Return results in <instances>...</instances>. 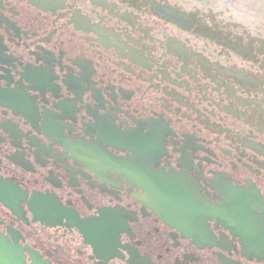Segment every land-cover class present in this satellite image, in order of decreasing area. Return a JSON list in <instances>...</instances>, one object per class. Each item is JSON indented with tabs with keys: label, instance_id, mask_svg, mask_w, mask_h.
<instances>
[{
	"label": "flooded vegetation",
	"instance_id": "1",
	"mask_svg": "<svg viewBox=\"0 0 264 264\" xmlns=\"http://www.w3.org/2000/svg\"><path fill=\"white\" fill-rule=\"evenodd\" d=\"M166 173L217 206L209 237L148 201ZM5 242L22 264H264V0H0Z\"/></svg>",
	"mask_w": 264,
	"mask_h": 264
},
{
	"label": "bare ground",
	"instance_id": "2",
	"mask_svg": "<svg viewBox=\"0 0 264 264\" xmlns=\"http://www.w3.org/2000/svg\"><path fill=\"white\" fill-rule=\"evenodd\" d=\"M170 195H171V196H177V194H176L174 191H171V192H170ZM162 202H163L164 204H166L168 207H170L171 204H172V203H171L166 197H163Z\"/></svg>",
	"mask_w": 264,
	"mask_h": 264
}]
</instances>
